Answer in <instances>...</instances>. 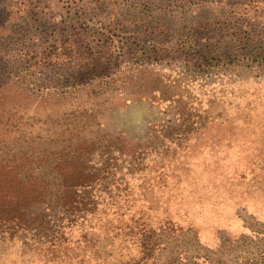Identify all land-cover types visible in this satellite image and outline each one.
I'll list each match as a JSON object with an SVG mask.
<instances>
[{
    "label": "rangeland",
    "instance_id": "1",
    "mask_svg": "<svg viewBox=\"0 0 264 264\" xmlns=\"http://www.w3.org/2000/svg\"><path fill=\"white\" fill-rule=\"evenodd\" d=\"M42 1L37 12L48 25L16 26L15 38L21 29L37 42L49 38L79 1L87 7L89 26L98 32L100 22H110L117 39L131 37L138 18L149 22L150 31L132 46L147 47L156 62L142 78L159 76L170 93L139 95L128 87L98 102L96 121L78 128L77 136L100 146L115 143L131 156L145 152L146 166L158 169L148 175L149 187L160 190L147 194L142 213L133 209L153 231L146 238H116L120 257L106 259L107 238H66L67 249L60 252L0 242V264H264V0H195L186 9L148 16L130 0ZM6 21L0 9V26ZM247 35L253 45L245 47ZM195 54L221 58L197 68L188 63ZM22 106L34 108L27 100ZM53 131L65 149L75 146L77 139L64 129ZM10 139L0 131L3 157L16 149ZM132 185L141 191L136 180Z\"/></svg>",
    "mask_w": 264,
    "mask_h": 264
},
{
    "label": "trees",
    "instance_id": "2",
    "mask_svg": "<svg viewBox=\"0 0 264 264\" xmlns=\"http://www.w3.org/2000/svg\"><path fill=\"white\" fill-rule=\"evenodd\" d=\"M130 1L146 16L153 10L195 4V0ZM41 4L42 0H0V9L7 13L6 25L0 26V131L16 145L14 151L0 155V242L60 252L67 249L66 238H107L106 259L113 253L120 257L116 238H146L153 231L143 216H134L133 209L142 213L147 194H159V187L150 188L148 183V175H158V169L146 166L145 152L131 156L115 143L100 146L77 136V129L96 121L98 102L105 103L128 87L139 95L164 98L171 87L157 75L151 80L141 76L156 65L147 47L132 46L150 31L147 19L138 18L131 37L120 34L117 39L110 22H100L98 32L92 29L87 7L79 1L68 21L62 18L55 33L37 42L28 30L48 25L38 16ZM16 26L29 29H21L15 38ZM248 36L245 47L249 41L253 45ZM219 58L195 54L185 60L204 68L217 65ZM18 95L21 104L15 102ZM25 100L34 105L32 112L22 106ZM39 109L43 112L37 115ZM54 127L76 138L75 146L65 149ZM158 178L160 185V174ZM134 180L139 193L133 191ZM138 243L144 255L146 248L141 240Z\"/></svg>",
    "mask_w": 264,
    "mask_h": 264
}]
</instances>
